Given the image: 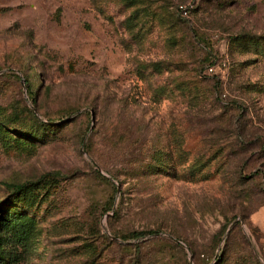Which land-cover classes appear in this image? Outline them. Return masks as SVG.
<instances>
[{
  "label": "rangeland",
  "instance_id": "rangeland-1",
  "mask_svg": "<svg viewBox=\"0 0 264 264\" xmlns=\"http://www.w3.org/2000/svg\"><path fill=\"white\" fill-rule=\"evenodd\" d=\"M254 129L264 0H0V264H264Z\"/></svg>",
  "mask_w": 264,
  "mask_h": 264
},
{
  "label": "trees",
  "instance_id": "trees-1",
  "mask_svg": "<svg viewBox=\"0 0 264 264\" xmlns=\"http://www.w3.org/2000/svg\"><path fill=\"white\" fill-rule=\"evenodd\" d=\"M190 11H191V9H190ZM190 11H189V14H190ZM189 18V17H188ZM28 90L30 91V93L31 92H33V89H32V87H31V85L30 84H28ZM34 101V98H32V102ZM240 133L242 134V131H240ZM251 134L252 135H254L253 137H254V141L256 142V144L257 145H259L261 148H263V150H264V135L263 136H261L259 133H257L256 131H255V129L251 132ZM242 135H246V134H242ZM250 137H252L251 135H250ZM3 208V206H1V208L0 209H2ZM242 217L244 218L245 217V215L244 214H242ZM154 231H156V229H148V230H133L132 232H131V234L132 235H136V236H138V235H142V234H144V233H146V232H154ZM178 236V238H180V235L178 234L177 235ZM1 250H2V248H1V246H0V252H1Z\"/></svg>",
  "mask_w": 264,
  "mask_h": 264
},
{
  "label": "built area",
  "instance_id": "built-area-1",
  "mask_svg": "<svg viewBox=\"0 0 264 264\" xmlns=\"http://www.w3.org/2000/svg\"><path fill=\"white\" fill-rule=\"evenodd\" d=\"M190 6L191 4H179L178 5V12L180 13L181 16L187 17L189 16V11H190ZM213 69L212 65L207 66V70L211 71Z\"/></svg>",
  "mask_w": 264,
  "mask_h": 264
},
{
  "label": "water",
  "instance_id": "water-1",
  "mask_svg": "<svg viewBox=\"0 0 264 264\" xmlns=\"http://www.w3.org/2000/svg\"><path fill=\"white\" fill-rule=\"evenodd\" d=\"M90 112H91V117H93V112H92V110H90ZM119 189V187H117V190ZM235 220H240V221H242V219L241 218H239V217H237Z\"/></svg>",
  "mask_w": 264,
  "mask_h": 264
}]
</instances>
